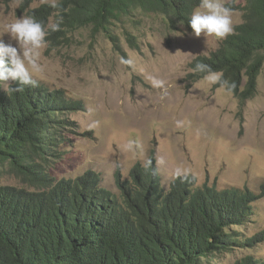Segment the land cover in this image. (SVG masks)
<instances>
[{"label": "trees", "instance_id": "16d2710c", "mask_svg": "<svg viewBox=\"0 0 264 264\" xmlns=\"http://www.w3.org/2000/svg\"><path fill=\"white\" fill-rule=\"evenodd\" d=\"M35 0H24L29 8ZM199 0H59L33 9L45 25L59 14L63 23L53 39L91 27L122 52L114 27L140 9L166 17L172 31H187ZM243 22L209 55L196 57L224 79L241 103L258 93L264 67V0H247L236 7ZM127 39L137 47L136 38ZM204 73H192L194 82ZM15 82H0V161L39 183L34 191L0 186V264H214L212 258L264 240V230L244 237L239 227L257 219L264 197L249 189L219 190L200 185L194 176L163 181L152 156V167L136 164L130 177L116 174L119 192L102 186L99 174L86 172L75 179L50 177L48 165L71 140L74 122L68 114L83 111L82 100L64 89L37 87L12 91ZM219 88L220 85H214ZM248 255L233 264H264Z\"/></svg>", "mask_w": 264, "mask_h": 264}, {"label": "rangeland", "instance_id": "374dc122", "mask_svg": "<svg viewBox=\"0 0 264 264\" xmlns=\"http://www.w3.org/2000/svg\"><path fill=\"white\" fill-rule=\"evenodd\" d=\"M23 2L0 0V36L5 42L11 39L6 25L47 4L35 0L26 8ZM246 2L225 0L235 11V26L243 22V12L236 7ZM114 29L122 52L104 34L95 36L91 27L68 34L69 41L53 39L50 33L47 46L40 50L42 71L35 79L52 90L64 89L85 105L83 111L68 114L74 122L71 141L59 157L50 159V177L75 179L94 171L103 187L119 192L117 171L127 179L136 164L144 165L154 156L166 186L176 167H188L189 176L200 185L261 194L264 67L257 95L243 104L227 89L189 77L190 63L218 49L224 39L196 37L183 26L172 31L165 16L140 9ZM127 33L136 38L137 47L130 44ZM127 59L133 63H123ZM154 80L164 81V87H155ZM129 141H138L141 147L130 150ZM0 186L34 191L39 183L0 161ZM258 208L257 219L238 228L244 237L264 230V197ZM256 250L257 257L264 258V240L258 238L250 247L216 255L212 261L233 264Z\"/></svg>", "mask_w": 264, "mask_h": 264}, {"label": "clouds", "instance_id": "9594fccd", "mask_svg": "<svg viewBox=\"0 0 264 264\" xmlns=\"http://www.w3.org/2000/svg\"><path fill=\"white\" fill-rule=\"evenodd\" d=\"M44 2L53 9L59 7L58 0H44ZM234 15V9L228 6L225 0H199L188 24L196 37L203 34L223 40L234 34ZM62 23L63 17L59 14L54 20L50 19L47 25L37 20L34 15H28L6 25L7 34L11 39L5 42L3 36H0V82H15L17 87L12 91H23L24 86L37 87L38 81L35 75L42 71V65L39 63L40 50L48 44L46 37L51 32L59 31ZM180 24L183 26L184 23L180 21ZM12 41H15V45ZM123 63L131 65L133 61L127 59L123 60ZM190 71L204 73L203 81L210 86L218 84L229 91L235 87L224 79L222 70L213 71L209 65L202 62L196 63ZM153 84L158 88L164 87L162 80H154ZM134 145L137 149L141 147L138 141H129L127 147L131 150ZM143 166L145 169L151 168L152 160H145ZM191 171L188 167H176L172 179L187 180Z\"/></svg>", "mask_w": 264, "mask_h": 264}]
</instances>
